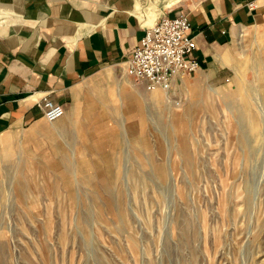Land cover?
<instances>
[{
  "label": "rangeland",
  "instance_id": "rangeland-1",
  "mask_svg": "<svg viewBox=\"0 0 264 264\" xmlns=\"http://www.w3.org/2000/svg\"><path fill=\"white\" fill-rule=\"evenodd\" d=\"M230 53L170 94L131 80L129 115L99 99L122 129L1 136L0 264H264V24Z\"/></svg>",
  "mask_w": 264,
  "mask_h": 264
},
{
  "label": "crops",
  "instance_id": "crops-1",
  "mask_svg": "<svg viewBox=\"0 0 264 264\" xmlns=\"http://www.w3.org/2000/svg\"><path fill=\"white\" fill-rule=\"evenodd\" d=\"M248 1L0 0V137L44 120V98L78 130L122 129L99 99L116 89L127 100L117 115H129L126 66L147 26L187 13L201 76L220 71L238 35L264 24V8L251 12Z\"/></svg>",
  "mask_w": 264,
  "mask_h": 264
},
{
  "label": "built area",
  "instance_id": "built-area-1",
  "mask_svg": "<svg viewBox=\"0 0 264 264\" xmlns=\"http://www.w3.org/2000/svg\"><path fill=\"white\" fill-rule=\"evenodd\" d=\"M246 7L251 12L259 10L264 8V0H250ZM197 49L188 14L180 11L174 17L165 16L145 29L127 62L126 75L149 93L170 94L181 77L200 70ZM41 108L49 123L58 122L66 114L65 108L50 98L43 99Z\"/></svg>",
  "mask_w": 264,
  "mask_h": 264
}]
</instances>
